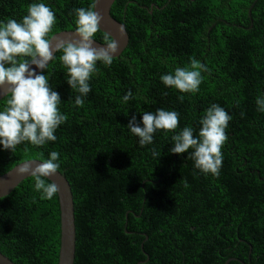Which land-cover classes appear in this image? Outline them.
Listing matches in <instances>:
<instances>
[{
	"label": "trees",
	"instance_id": "16d2710c",
	"mask_svg": "<svg viewBox=\"0 0 264 264\" xmlns=\"http://www.w3.org/2000/svg\"><path fill=\"white\" fill-rule=\"evenodd\" d=\"M94 1L0 0V22H20L29 4L44 3L56 18L50 38L76 31L75 9ZM110 15L127 32L125 49L110 66L97 62L82 106L54 53L38 75L68 119L42 146L0 144V176L59 153L73 201V264H264V112L256 103L264 98V0H115ZM192 59L207 69L197 92L163 84ZM214 104L231 117L219 175L196 168L192 149L171 152L173 135L191 127L198 136ZM157 109L177 112L178 127L141 146L127 125L135 117L143 127V114ZM59 238L57 196L42 199L32 177L0 199V254L13 264H57Z\"/></svg>",
	"mask_w": 264,
	"mask_h": 264
},
{
	"label": "clouds",
	"instance_id": "9594fccd",
	"mask_svg": "<svg viewBox=\"0 0 264 264\" xmlns=\"http://www.w3.org/2000/svg\"><path fill=\"white\" fill-rule=\"evenodd\" d=\"M94 9L95 4L75 9L77 39L59 40L54 46L48 34L56 18L44 3L29 4L27 14L20 22L15 19L0 22V86H7L9 95L0 111V144L4 149L13 152L24 142L42 146L48 141H55V130L68 119L58 109L60 96L49 87L47 76L29 71V64L46 69L53 59V52H61L59 59L67 68V83L80 94L75 98V105L82 106V97L91 90L89 81L97 71V62L105 66L113 63L119 48L116 39L106 33L102 46L94 45L93 37L103 20V16ZM120 31L123 33V28ZM206 70L205 65L192 59L188 66L176 68L174 74L162 75L161 81L181 93H195L202 83V72ZM132 95L129 91L123 96V101L128 102ZM256 103L258 110L264 112V98L258 97ZM230 119L222 107L212 105L200 120L202 127L198 136L194 137L191 127H184L179 134L173 135L171 152L181 154L192 149L191 158L196 168L204 174L219 175L222 166L221 147L227 140L225 129ZM142 123L143 127L137 126L133 117L127 128L144 146L153 143L156 131L175 130L179 123L178 113L164 109H157L154 113L145 112ZM152 154L157 158L161 153L153 150ZM58 159L59 153L53 151L48 159L35 167L29 162L16 171L19 175H30L41 198L51 200L58 187L55 183H46L45 178L57 172L60 167Z\"/></svg>",
	"mask_w": 264,
	"mask_h": 264
},
{
	"label": "water",
	"instance_id": "95a60500",
	"mask_svg": "<svg viewBox=\"0 0 264 264\" xmlns=\"http://www.w3.org/2000/svg\"><path fill=\"white\" fill-rule=\"evenodd\" d=\"M115 0H95V11L103 16L99 25V31L109 34L116 39L119 48L114 58H118L128 44V35L122 24L113 19L110 15V8ZM123 28V33L120 29ZM54 46L59 40H73L75 30L61 31L53 34L49 38ZM94 45L99 47L101 43L94 40ZM55 52H53L54 55ZM50 62V61H49ZM43 69L37 68L34 64H29V71H34L37 75ZM27 75V73H26ZM8 95L7 86H0V100ZM31 162L32 167L41 163L37 160H29L14 166L11 170L0 176V199L9 195L23 180L30 178V175H19L17 168ZM49 183H55L58 187L56 193L59 207L60 238L57 264H73L75 258V222L73 201L70 186L63 174L57 171L54 175L45 178ZM0 264H13L8 258L0 254Z\"/></svg>",
	"mask_w": 264,
	"mask_h": 264
}]
</instances>
